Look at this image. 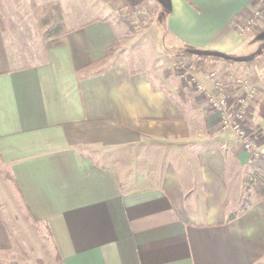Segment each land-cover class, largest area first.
I'll list each match as a JSON object with an SVG mask.
<instances>
[{
	"label": "crops",
	"instance_id": "0c3cea01",
	"mask_svg": "<svg viewBox=\"0 0 264 264\" xmlns=\"http://www.w3.org/2000/svg\"><path fill=\"white\" fill-rule=\"evenodd\" d=\"M30 1L0 0V162L60 263H264V197L250 190L246 209L227 220L250 157L223 137L220 114L170 76L105 63L115 26L104 16L66 17L68 32L42 40ZM155 2L175 49L200 53L201 78L214 58L222 60L214 68L254 75L264 19L246 34L239 26L258 0ZM254 98L244 124L264 144V87ZM140 144L169 150L154 184L141 172L125 182L88 153ZM2 223L0 250L8 246Z\"/></svg>",
	"mask_w": 264,
	"mask_h": 264
},
{
	"label": "rangeland",
	"instance_id": "374dc122",
	"mask_svg": "<svg viewBox=\"0 0 264 264\" xmlns=\"http://www.w3.org/2000/svg\"><path fill=\"white\" fill-rule=\"evenodd\" d=\"M34 1L30 3L35 19L33 4L44 5L54 2L61 6L64 20L69 17L68 20L73 22L103 16L110 19L115 26V42L109 49L105 63L122 62L128 64L130 68H144L147 69L149 76L155 79L170 76L174 78L172 80H175V84L187 90L188 85L192 87V83L186 78L184 70L190 69L192 65L191 74L200 79L201 74L198 70L200 53L175 49L173 46L175 41L166 33L162 23L163 16L155 0H124L119 7H112L104 0H42L40 3ZM219 59L214 58V61L205 64V68L208 70L217 67L222 62ZM251 64L253 66L264 64V57ZM223 134L226 139L232 138L225 132ZM88 153L100 162L116 168L125 176V182L129 178L137 182L139 172L144 173L147 178L149 177L144 185L156 183L162 172V165L170 158L169 150L153 144L134 145L125 149L118 147L114 151H100L90 147ZM249 157L250 160L255 158L264 160V155L249 154ZM242 175L243 172L240 176L243 177ZM248 180L247 176L241 185L243 193L251 185L248 184ZM12 183L8 168L0 162V217L8 237V246L0 250V264H61L51 233L44 223L28 214Z\"/></svg>",
	"mask_w": 264,
	"mask_h": 264
},
{
	"label": "built area",
	"instance_id": "2783aa9c",
	"mask_svg": "<svg viewBox=\"0 0 264 264\" xmlns=\"http://www.w3.org/2000/svg\"><path fill=\"white\" fill-rule=\"evenodd\" d=\"M257 8L246 22L239 26V33L251 31L264 19V0H258ZM192 65H190L191 69ZM184 70L194 90L201 94L207 105L220 114V129L239 140L241 147L251 155H264V144L244 124L260 87H264V64L254 67L252 77H242L232 71L209 68L203 78ZM189 76H188V75Z\"/></svg>",
	"mask_w": 264,
	"mask_h": 264
},
{
	"label": "trees",
	"instance_id": "16d2710c",
	"mask_svg": "<svg viewBox=\"0 0 264 264\" xmlns=\"http://www.w3.org/2000/svg\"><path fill=\"white\" fill-rule=\"evenodd\" d=\"M33 11H34V15L36 16L37 22L39 24L42 40L57 37L70 30V28L66 27L64 15L62 14L63 13L62 8L58 2L44 4V5L33 4ZM107 52L108 53L104 57V59L108 56L109 50ZM195 54H197V52ZM102 61L103 58L100 59L95 64ZM263 161H264L263 159H256V158L248 161L250 171L247 174V176L249 178L248 184L251 185L249 188L247 187L248 190L245 193H243L239 203H236L228 211V214L226 215L227 220L234 218L236 214L241 213L246 209L247 206L246 204L248 203L250 197L249 190H251L253 193H255V195L259 197H264V162ZM29 215L32 216L30 213ZM255 264H264V263L257 262Z\"/></svg>",
	"mask_w": 264,
	"mask_h": 264
}]
</instances>
